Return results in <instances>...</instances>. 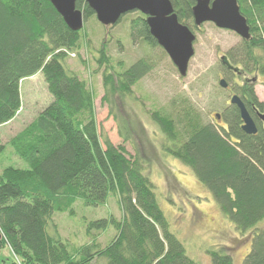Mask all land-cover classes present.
Segmentation results:
<instances>
[{"label":"trees","instance_id":"trees-1","mask_svg":"<svg viewBox=\"0 0 264 264\" xmlns=\"http://www.w3.org/2000/svg\"><path fill=\"white\" fill-rule=\"evenodd\" d=\"M169 1L178 22L195 30L194 0ZM236 2L250 37L224 55L221 65L228 77L233 75L230 70L237 72L241 85L233 89L253 119L256 134L242 132L239 110L229 105L220 115L223 126L192 121L183 141L177 139L171 119L153 112L151 120L164 136V155L188 168L221 215L241 235L247 234L250 248L243 264H264V131L256 116L264 111V103L245 77H264V0ZM76 8L84 22L94 17L85 0H76ZM145 19L137 13L130 22V36L159 47ZM80 32L65 25L49 0H0V127L21 111L22 81L41 74L52 97L7 146L0 143V155L9 147L27 166L0 169V250L7 248L12 254L10 264H197L170 232L142 163L127 158L123 145L113 146L106 138L101 143L94 93L66 66L69 55L80 51L81 41H88ZM103 47L96 63L107 67L101 102L110 106L111 97L131 96L152 65L138 59L126 68L118 61L119 70H113ZM109 197L115 199L119 220L111 215L90 222L89 241L79 246L71 247L61 238L52 219L56 211L71 210L77 202L99 207ZM109 227L114 235L101 246L91 232L103 233ZM206 253L211 264H233L224 248Z\"/></svg>","mask_w":264,"mask_h":264},{"label":"rangeland","instance_id":"rangeland-1","mask_svg":"<svg viewBox=\"0 0 264 264\" xmlns=\"http://www.w3.org/2000/svg\"><path fill=\"white\" fill-rule=\"evenodd\" d=\"M135 16L137 13L126 14L113 27L102 26L95 16L86 20L80 34L88 41H81L80 51L71 53L76 57H69L66 66L94 93L95 121L101 143L106 138L113 146L123 145L127 158L142 163L169 230L182 243L186 255L197 264H211L206 251L224 248L231 255L233 264H243L250 248L247 234L241 235L221 215L210 193L188 168L164 155L161 151L164 136L151 120L153 112L171 119L179 141L188 136L192 121L200 125L223 126L214 116L221 115L231 96L237 95L233 87L241 85V80L238 76L226 75L220 58L239 46L242 40L233 32L219 30L211 23L193 29L194 56L189 62L187 75L181 77L160 47H152L140 39L132 40L130 22ZM101 47L105 49L106 59L113 70H117L118 61H122L126 68L138 59H146L152 65L151 72L132 88L131 96L111 97L112 107L101 102L104 96L102 75L107 72V67L96 63ZM245 77L252 81L258 101L264 103V77L255 73ZM220 79L226 81L227 89L219 86ZM20 99L22 107L15 122L0 127L2 145L7 146L11 138L52 102L41 74L21 82ZM125 137L127 141L124 143ZM9 166L27 169L13 155L11 148L6 147L0 155V169ZM111 215L117 220L121 218L113 197L99 207H84L77 202L71 210L56 211L52 219L61 238L73 247L89 241L86 227L90 222L109 219ZM91 233L104 246L113 237L114 230L109 227L103 233L96 230ZM12 261L13 256L7 248L0 250V264Z\"/></svg>","mask_w":264,"mask_h":264},{"label":"water","instance_id":"water-1","mask_svg":"<svg viewBox=\"0 0 264 264\" xmlns=\"http://www.w3.org/2000/svg\"><path fill=\"white\" fill-rule=\"evenodd\" d=\"M49 1L71 31L79 32L83 28V14L76 8V0ZM85 2L96 20L104 27L115 26L126 14L139 13L144 16L150 36L168 56L179 76L187 75L189 62L194 56L195 35L189 27L178 22L169 0H85ZM194 2L191 13L195 28L211 23L219 30L233 32L241 40L249 39V28L245 18L240 14L236 0ZM224 59V56L220 58L221 61ZM218 84L223 89L228 88L224 79H220ZM229 104L239 110L242 132L246 135H255L257 129L254 121L240 98L233 95ZM256 116L264 131V111L257 112ZM214 117L216 120L220 119L218 114Z\"/></svg>","mask_w":264,"mask_h":264},{"label":"flooded vegetation","instance_id":"flooded-vegetation-1","mask_svg":"<svg viewBox=\"0 0 264 264\" xmlns=\"http://www.w3.org/2000/svg\"><path fill=\"white\" fill-rule=\"evenodd\" d=\"M222 63H224L223 61H221ZM230 72L233 74V75H235V76H237V72L233 69V70H230ZM234 95H236V94H234ZM233 96V95H232ZM231 96V97H232ZM229 106H230V104H229Z\"/></svg>","mask_w":264,"mask_h":264},{"label":"crops","instance_id":"crops-1","mask_svg":"<svg viewBox=\"0 0 264 264\" xmlns=\"http://www.w3.org/2000/svg\"><path fill=\"white\" fill-rule=\"evenodd\" d=\"M14 122H15V119H14L13 121H11L10 123L4 125V126L11 125V124L14 123ZM4 126H2V127H4Z\"/></svg>","mask_w":264,"mask_h":264},{"label":"built area","instance_id":"built-area-1","mask_svg":"<svg viewBox=\"0 0 264 264\" xmlns=\"http://www.w3.org/2000/svg\"><path fill=\"white\" fill-rule=\"evenodd\" d=\"M69 57L75 58L76 56L74 54H70Z\"/></svg>","mask_w":264,"mask_h":264}]
</instances>
